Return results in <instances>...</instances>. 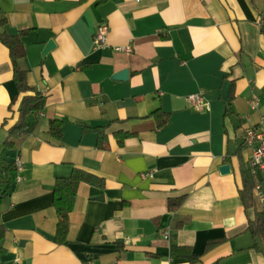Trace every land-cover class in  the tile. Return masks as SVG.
<instances>
[{"label":"crops","instance_id":"crops-1","mask_svg":"<svg viewBox=\"0 0 264 264\" xmlns=\"http://www.w3.org/2000/svg\"><path fill=\"white\" fill-rule=\"evenodd\" d=\"M2 20L0 32L26 31V56L14 64L0 40V154L22 161L0 205V264H264L248 229L264 203L246 209L240 196L246 129L264 116V0H0ZM102 23L107 43L96 46ZM15 67L46 107L7 149L25 95ZM123 70L128 78L116 79ZM198 92L202 108L190 99ZM159 109L170 115L163 127ZM53 119L61 138L49 132ZM99 125L107 148L85 130ZM75 167L105 184L81 185L59 244L54 186Z\"/></svg>","mask_w":264,"mask_h":264},{"label":"trees","instance_id":"trees-1","mask_svg":"<svg viewBox=\"0 0 264 264\" xmlns=\"http://www.w3.org/2000/svg\"><path fill=\"white\" fill-rule=\"evenodd\" d=\"M2 20L0 22H4ZM262 33L264 35V23L262 24ZM26 31H21L18 34H8L6 32H0V40L8 47L10 57L14 64L23 57L26 56V49L22 40ZM14 80L18 86L19 94H25L23 96L20 108V115L17 123L9 129L8 137L4 144L7 149H14L17 146V142L20 138L29 135L34 132V127L30 125L28 116L30 114H36L43 111L46 107V97L39 92L29 94V92L35 91L28 82V71L15 67ZM229 111V108H228ZM153 115L158 121V126L163 127L169 122V114L156 110ZM87 131H94L98 134V146L100 148L108 147V134L106 127L95 126L85 128ZM49 132L56 138H61L63 134V122L58 119L50 121ZM131 135L130 132H118L116 136L119 139L120 144L124 143L125 138ZM16 161H12L5 154H0V205L4 199L10 193V187L12 184V173L16 171ZM243 188L240 190V196L246 209L257 208L258 200L255 196L254 189L256 186L255 176L252 173L251 168L248 165L242 166ZM87 183L94 186H104L105 179L99 175L89 172L82 168H74L72 174L68 178H58L54 186V206L57 212V229L55 234V241L59 244H65L68 239L70 230V215L74 210L76 199L79 189L82 184ZM185 196L170 201L169 206L175 209L180 205ZM248 229L254 237V247L264 252V209L259 210L257 208L256 216L250 220ZM7 234L6 226L0 221V257L5 253L2 242ZM182 247L173 246V254L178 255V251ZM189 261L197 260L198 257L193 256L191 253H187Z\"/></svg>","mask_w":264,"mask_h":264},{"label":"built area","instance_id":"built-area-1","mask_svg":"<svg viewBox=\"0 0 264 264\" xmlns=\"http://www.w3.org/2000/svg\"><path fill=\"white\" fill-rule=\"evenodd\" d=\"M109 30L110 28L107 23H102L98 26L95 34L96 46H103L107 43ZM190 99L198 108H202L204 104V95L202 92L192 94ZM250 105L253 110L259 109L260 101L258 96L252 97ZM244 142L245 145L251 149V157L249 159L248 166L251 168L252 173L255 176L256 186L254 193L258 202L264 203V116H261L259 122L255 125H251L246 129ZM16 166L17 170L20 171L22 169L21 159L16 160ZM164 235L169 237L170 232L164 231Z\"/></svg>","mask_w":264,"mask_h":264},{"label":"water","instance_id":"water-1","mask_svg":"<svg viewBox=\"0 0 264 264\" xmlns=\"http://www.w3.org/2000/svg\"><path fill=\"white\" fill-rule=\"evenodd\" d=\"M55 47V43L53 40L49 41L48 44L46 45L43 56H45L50 50H52ZM129 76V71L128 70H123L122 72H119L116 74L115 78L116 79H127ZM222 173H229L231 171V165L230 164H224L220 168Z\"/></svg>","mask_w":264,"mask_h":264}]
</instances>
